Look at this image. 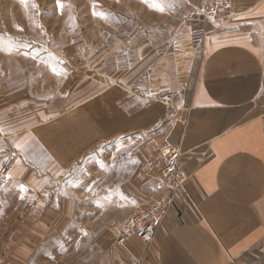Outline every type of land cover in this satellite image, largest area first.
<instances>
[{
	"label": "crops",
	"instance_id": "crops-1",
	"mask_svg": "<svg viewBox=\"0 0 264 264\" xmlns=\"http://www.w3.org/2000/svg\"><path fill=\"white\" fill-rule=\"evenodd\" d=\"M139 1L170 20L117 38L90 65L72 63L79 48L44 50L33 78L0 82V167L13 159L0 173V223L25 205L49 240V219L71 209L58 189L66 171L116 147L138 170L146 139L168 135L184 188L149 244L113 239L95 264H264V0H230L219 25L185 17L205 0ZM136 174L112 183L126 196L124 216L159 194Z\"/></svg>",
	"mask_w": 264,
	"mask_h": 264
},
{
	"label": "rangeland",
	"instance_id": "rangeland-1",
	"mask_svg": "<svg viewBox=\"0 0 264 264\" xmlns=\"http://www.w3.org/2000/svg\"><path fill=\"white\" fill-rule=\"evenodd\" d=\"M191 10L185 14L187 19ZM166 20L170 19L144 10L139 0H61L59 7L56 0H0V82L19 79L22 84L33 78V60H42L43 51L49 49L53 56L59 50L79 48L83 55L72 63L90 65L96 51L113 46L117 38L140 33L143 27L152 32L155 22ZM17 47L29 48L36 56L28 60L18 56ZM127 152L128 148H99L66 171L58 189L71 197V209L61 218L49 219L50 223L56 220L49 240L34 231L42 218L25 205L4 225L0 223V264H95L136 209L124 216L126 196L112 184L137 173ZM7 159L6 172L13 163L11 156L0 167Z\"/></svg>",
	"mask_w": 264,
	"mask_h": 264
},
{
	"label": "built area",
	"instance_id": "built-area-1",
	"mask_svg": "<svg viewBox=\"0 0 264 264\" xmlns=\"http://www.w3.org/2000/svg\"><path fill=\"white\" fill-rule=\"evenodd\" d=\"M230 0H205L198 6L192 8L186 15L203 19L213 25L223 23L231 10ZM192 15V16H191ZM191 16V17H190ZM195 17V18H196ZM198 33L194 34L196 40ZM174 93L170 92L164 96L165 100L172 98ZM147 152V160L138 172L140 180L155 179L158 183L159 194L153 202L136 208L127 217L125 222L119 226L115 235L116 243L123 245L126 239L137 236L145 244H149L157 231L158 226L166 217L169 208L174 203V195L177 189L184 188V173L179 165L181 150L179 146L170 141L168 135L161 137H148L144 143ZM9 160L0 172H6Z\"/></svg>",
	"mask_w": 264,
	"mask_h": 264
},
{
	"label": "snow or ice",
	"instance_id": "snow-or-ice-1",
	"mask_svg": "<svg viewBox=\"0 0 264 264\" xmlns=\"http://www.w3.org/2000/svg\"><path fill=\"white\" fill-rule=\"evenodd\" d=\"M56 2H57V6L59 7L61 0H56ZM33 7H35V5H33Z\"/></svg>",
	"mask_w": 264,
	"mask_h": 264
}]
</instances>
